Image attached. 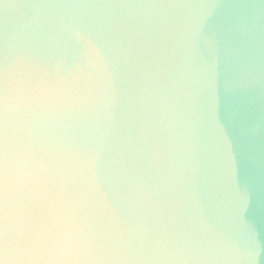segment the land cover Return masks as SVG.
Listing matches in <instances>:
<instances>
[{
    "label": "clouds",
    "instance_id": "9594fccd",
    "mask_svg": "<svg viewBox=\"0 0 264 264\" xmlns=\"http://www.w3.org/2000/svg\"><path fill=\"white\" fill-rule=\"evenodd\" d=\"M0 264H264V0H0Z\"/></svg>",
    "mask_w": 264,
    "mask_h": 264
}]
</instances>
